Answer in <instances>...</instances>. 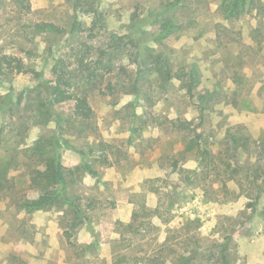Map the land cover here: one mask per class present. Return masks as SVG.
<instances>
[{"label": "rangeland", "instance_id": "rangeland-1", "mask_svg": "<svg viewBox=\"0 0 264 264\" xmlns=\"http://www.w3.org/2000/svg\"><path fill=\"white\" fill-rule=\"evenodd\" d=\"M173 1L84 0L71 31L68 0H0V57L28 68L0 72V264H145L162 244H230L233 264H264V0L236 18L222 0ZM45 22L67 30L37 27ZM109 34L136 37L146 62L160 55L180 77L139 71ZM64 68L77 70L75 97H47L49 114L36 116L37 94ZM53 157L84 218L75 227L64 199L24 206L61 187L39 176Z\"/></svg>", "mask_w": 264, "mask_h": 264}, {"label": "trees", "instance_id": "trees-1", "mask_svg": "<svg viewBox=\"0 0 264 264\" xmlns=\"http://www.w3.org/2000/svg\"><path fill=\"white\" fill-rule=\"evenodd\" d=\"M74 12V22L72 24L71 31L74 30L76 24L79 22V17L81 14H84L85 10V2L84 0H68ZM186 0H174L171 3V7L183 6ZM246 1L247 0H222L220 3L219 9L223 13V15L227 18H236L240 14H242L246 10ZM250 3H254V0H249ZM93 13V27L101 26L105 23L104 18L99 15L98 10L94 8L92 10ZM174 18L165 16L162 17L160 22V28L166 34L171 33L172 29L175 27ZM38 28H42L45 30H50L53 32H65L67 29L60 27L53 22H45L44 24L38 25ZM125 36H120L116 34H109L110 46L111 48H118L128 46L129 53L134 57V62L138 65L139 71L148 67L150 65H154L156 68L160 69V73L165 81H169L174 77L179 76V72H174L172 70L171 64L169 61L162 57L156 56L154 59L146 62V56H143L144 52L142 48L139 46L136 37L126 36L127 40H123ZM135 50L136 52H131ZM142 55V58H140ZM140 56V57H139ZM79 63H83V59H79ZM17 68L19 73L27 72L28 68H25L26 65L23 62L21 57L3 55L0 57V72L4 73L5 69H13ZM77 71V70H75ZM75 71H71L69 69L64 68L59 74L57 81L55 84L47 86L45 95L43 96L41 92H39L36 96L37 99V114L39 117H43L44 114L47 115L50 112L51 105L46 102V98L50 97V99L55 100L56 102H61L67 99L74 98V94L71 92V88L73 85V79L77 75ZM81 73H84V70L81 68ZM184 74L189 75V82H186V87L189 91H191L194 87H196L199 82V74L196 69L184 70ZM86 78L92 81L95 77L98 76V72H94L93 70L89 71L86 74ZM94 83V82H93ZM204 111V106L201 107V112ZM76 114L78 116H82L83 118H88L90 115V111H77ZM46 119L47 116H46ZM196 142V140H195ZM196 144L200 146V141H197ZM68 147L75 149L73 146L68 144ZM39 149L41 151V155L47 151L46 141L39 142ZM205 150V148H203ZM203 150V151H204ZM83 154V151L76 150ZM89 167V166H87ZM68 172L65 171V168L62 166L58 157H53L48 160L47 167L45 172L39 174L40 177L46 179L50 182H57L61 186L57 190H47L42 196L26 200L24 202V206L30 209L34 208H44L47 206H51L54 203L60 202L64 199V201L68 202L75 213L79 215V220H77L73 227L77 226L81 221H83V217L80 216V208L79 205L75 203L74 199L71 197H66V187L69 184V179L67 178ZM62 198V199H61ZM159 250L155 251V253L151 254L147 257L145 264H233L232 253L230 250V244H212L208 246L204 250L199 251L191 244H179V247H174L171 244H162ZM168 251L167 253L165 251ZM189 252V254H188ZM124 254L120 255L123 256ZM124 257V256H123Z\"/></svg>", "mask_w": 264, "mask_h": 264}]
</instances>
